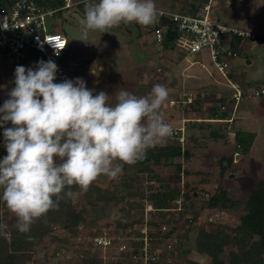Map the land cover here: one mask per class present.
Here are the masks:
<instances>
[{"label":"trees","instance_id":"obj_1","mask_svg":"<svg viewBox=\"0 0 264 264\" xmlns=\"http://www.w3.org/2000/svg\"><path fill=\"white\" fill-rule=\"evenodd\" d=\"M18 1L20 0H0V9L12 8ZM32 1L48 10L60 9L66 4V0ZM212 1L194 0L191 7L180 14L196 16L206 6H210ZM61 16L62 13H59L57 17ZM156 21L162 24L163 19L157 16ZM180 37L181 35L176 36L168 29L165 31L162 46L165 55L170 54L167 60L172 66H178L190 57L186 49L179 45ZM228 37L230 35L224 36ZM238 41L239 37L233 36L234 57L230 59L232 65L240 50ZM247 42L264 44V36L257 34L256 40L247 39ZM75 54L74 49L68 45L62 57L64 64L68 65L67 62ZM229 76L235 79L233 71ZM11 84L14 86V80ZM202 105L201 96H197L191 107L198 106L200 109ZM234 105L232 100L219 99L210 111L209 119H230ZM224 107L227 108L226 111L223 110ZM7 126L11 127V124ZM210 127L208 125V129ZM223 132L213 130L209 139L214 142L225 140L226 135ZM255 139L256 133L239 131L236 152L248 154V146ZM178 149V157L188 155L184 154L187 153L186 150L183 152L181 148ZM170 150V146L164 145L150 148L144 158L133 165L116 161L122 165V172L119 183L113 188H102L99 185L104 175L99 176L86 191L78 185L68 186L66 191H71L73 195L60 199L58 207L50 209L37 219L27 233L18 231L17 217L0 199V223L7 225L6 235H0V264H29L36 254H39L40 261H34L35 263L48 264L49 244L58 243L67 248L71 244L67 236L82 239L85 236L81 234L85 231L90 239L87 244L89 249H76L79 255L82 254L81 264H105L104 258L96 255L94 251L104 253L103 246L97 242L98 238L110 240V245L105 249L110 250L106 253L107 258L112 257V251L117 250L115 246L122 239H130L132 257L108 264H264V181L260 182L257 189L239 200L232 198L223 184L214 194L203 193L198 189L187 190L189 184L183 182V178L189 173L183 169L182 164L169 163ZM6 155L3 129L0 128V159ZM233 161L234 155L222 158L221 177H225L233 166ZM173 166L176 171L167 175L165 169ZM2 192L3 189L0 188V196ZM198 199L205 200L199 207ZM148 205H151L152 211L146 215ZM114 208H118L122 216L116 222L115 230L107 234L106 230L110 227L106 223ZM207 211L210 213L201 221ZM218 214H227L237 219L238 224L231 234L227 224L214 222ZM102 222H105V227L101 225ZM60 231L65 232L62 233L63 237L59 235ZM169 241L174 243H168ZM159 251L161 253L158 254ZM192 253L197 254L199 259H195ZM52 256L56 258L57 251Z\"/></svg>","mask_w":264,"mask_h":264},{"label":"rangeland","instance_id":"obj_2","mask_svg":"<svg viewBox=\"0 0 264 264\" xmlns=\"http://www.w3.org/2000/svg\"><path fill=\"white\" fill-rule=\"evenodd\" d=\"M74 1L79 2V0ZM192 1L194 0H154V3L159 15L160 11L185 13L182 11L190 8ZM98 2L99 0H89L85 6L77 4L70 10H75L85 16L86 8ZM210 8V18L215 23L253 31L258 36H264V0H233V2L232 0H213ZM70 10L62 12V16L56 17L52 24L53 31L65 36L63 28L66 22L78 28L84 35V39L77 42L66 36L69 46L76 53L68 63V79L83 78L89 89H94L96 93L104 91L111 96L109 103L113 105L116 103L114 94L118 89L126 90L136 96H147L154 85H163L169 93L161 108L164 122L171 128L180 126L188 128L185 148L189 154L184 157H178V155L172 162L175 165L182 164L183 169L189 173L183 178V182L189 184L187 190L198 189L203 193L214 194L223 184L229 190L232 198L239 200L242 196L258 188L260 182L264 181V96L257 97L251 88L259 89L261 84L264 86V44L246 43L247 39L239 38L240 41L237 43L240 50L233 59L232 67L235 80L247 87L244 100L234 111L233 122L230 121L231 123L228 124L227 122L210 123V111L219 99L230 100L232 87L227 82V78L218 75L214 66L211 65L208 51L202 53L203 62L208 72H205L200 66L193 67L191 63L195 58L192 56L180 65L172 66L167 60L170 54L167 53L168 56H166L163 46L154 40L153 29L158 23L156 20L147 26L134 23L137 27L131 33L123 29V25L120 24L104 34L99 30L82 28L68 15L64 18L63 16ZM231 39H233V35ZM179 45L184 48V45ZM177 49L180 50L179 47ZM162 54L165 57H162ZM100 64L105 67V71L100 70ZM17 66L21 65H17L12 60L5 61L0 58V106L8 99L7 93L14 87L11 81L15 79L14 73ZM78 66L80 67L77 68ZM194 70L198 71L195 76L192 75ZM197 96H201L203 102L200 109L198 106L192 108L191 104L185 103L186 98L191 97L194 100ZM181 101L183 104L179 103ZM174 102H177L178 105L172 106ZM208 125L211 126L209 129ZM213 130L224 131L226 140L218 142L210 140L209 136ZM231 131H235L237 134L239 131L256 133V139L251 146H248V154L239 151L237 160L233 161V166L223 178L220 173V161L223 157L232 155L235 157L236 152V139L234 140L230 136L229 132ZM246 143L248 144V142ZM162 145L171 147L177 145L180 148L178 142L169 137L156 147ZM183 152L185 151L183 150ZM173 171H176L174 166L165 169L167 175H171ZM120 177V174L116 179L103 176L99 185L102 188H113L115 184L119 183ZM197 202L199 207L205 200L198 199ZM117 209H112L111 217L106 223L110 227L109 230H106L107 234L115 230L116 222L121 219L122 215ZM151 211L152 207L148 205L146 215H149ZM209 213L205 212L201 221H204ZM214 222L227 224L230 234L238 224L236 218L227 214H218ZM104 223L102 222L101 225L105 227ZM62 233L65 232L60 231L59 235L63 237ZM86 234V231L81 234L85 236L82 239L67 236L71 243L67 248H63L58 243L49 244L48 262L47 259L46 262L48 264H81L82 254L79 255L76 249L81 247L84 250L89 249L87 244L90 239ZM129 241L130 239H122L121 243L115 246L117 250L112 251L111 258H107L106 253L110 250H105L107 248L104 246L102 247L104 253H98V250L94 251L96 255L104 258L105 264L115 260H129L132 257V247ZM55 251H57L56 258L52 256ZM192 256L199 259L197 254L192 253ZM37 260L40 261L39 254L33 256L29 264H37L35 263ZM134 261L137 262L135 258ZM40 264L43 263L40 262Z\"/></svg>","mask_w":264,"mask_h":264},{"label":"clouds","instance_id":"obj_3","mask_svg":"<svg viewBox=\"0 0 264 264\" xmlns=\"http://www.w3.org/2000/svg\"><path fill=\"white\" fill-rule=\"evenodd\" d=\"M157 15L154 0H99L86 8L84 26L106 33L122 23L150 25ZM58 71L52 60L17 66L14 87L0 106L7 151L0 159V199L17 217L21 233L29 232L64 196L71 197L68 186L86 191L101 175L116 179L122 165L114 162L133 165L173 134L161 111L169 95L163 85H154L147 96L118 89L113 105L111 96L89 89L83 78L54 82ZM239 154L235 152L234 161ZM6 228L0 223V235H6Z\"/></svg>","mask_w":264,"mask_h":264},{"label":"built area","instance_id":"obj_4","mask_svg":"<svg viewBox=\"0 0 264 264\" xmlns=\"http://www.w3.org/2000/svg\"><path fill=\"white\" fill-rule=\"evenodd\" d=\"M77 2L66 0L60 9H45L32 0H20L12 8L0 9V58L5 61L12 60L17 65L26 68L35 67L40 61H54L59 68L56 83L68 79V66L62 61L69 44L68 38L59 32L53 31L52 24L59 13L72 9ZM210 6H206L198 15H183L180 13L160 11L158 17L163 19L162 24L156 23L153 29L154 40L163 44L165 31L168 29L176 36L181 35L179 43L184 45L186 51L195 58L192 65H199L207 69L203 62L202 53L209 52L211 65L219 75L226 77L232 87L230 100L235 102L233 113L243 101L246 91L239 82L231 81L229 74L232 70L230 59L234 57L231 36L256 40L257 34L235 28L233 26L215 23L210 18ZM74 10H70L63 17H70ZM230 35L228 38L224 36ZM239 47V46H238ZM57 53H59L57 55ZM256 96L264 95V88L254 92ZM185 103L192 104L191 97ZM172 106H177L174 102ZM224 111L227 108H223ZM233 122V117L226 122ZM231 123V122H230ZM169 137L175 139L182 150L186 146L187 127H174ZM186 130V131H185ZM236 138L235 132H229ZM99 245L107 247L110 240L98 238Z\"/></svg>","mask_w":264,"mask_h":264},{"label":"water","instance_id":"obj_5","mask_svg":"<svg viewBox=\"0 0 264 264\" xmlns=\"http://www.w3.org/2000/svg\"><path fill=\"white\" fill-rule=\"evenodd\" d=\"M84 17L83 15H81L78 12H74L70 15V19L74 20L77 22V24H79V26H81L82 28L86 29L84 26ZM124 26H126V28L128 30H131L133 28V26L135 25L134 23L131 25L122 23ZM64 32L66 34L67 37H69L72 41L77 42L80 40L84 39V35L83 32L80 31L78 28H76L75 26L69 24V23H65L64 25ZM170 160L169 163L171 164L174 160L175 157H177L179 155V149L176 147L171 148L170 152Z\"/></svg>","mask_w":264,"mask_h":264},{"label":"crops","instance_id":"obj_6","mask_svg":"<svg viewBox=\"0 0 264 264\" xmlns=\"http://www.w3.org/2000/svg\"><path fill=\"white\" fill-rule=\"evenodd\" d=\"M87 2H89V0H79V2H77V3H79V4H87ZM73 12H76L75 10L73 11ZM136 28V26L134 25L133 26V28L131 29V30H128L127 28H126V26H124L123 25V29H126V31H128L129 33H131V32H133V30ZM251 32V31H250ZM253 32V31H252ZM80 41H82V40H80ZM162 57H164V54H162ZM70 60V59H69ZM163 60V59H162ZM249 61V60H248ZM184 62V61H183ZM69 63V61L67 62V64ZM250 63V62H249ZM68 66V65H67ZM80 66H78V68H79ZM99 68H100V70L103 72V71H105V67L102 65V64H100L99 65ZM194 69V68H193ZM203 70H205V72H208L206 69H203ZM195 72L192 74V75H197L198 73V71H196V70H194ZM232 71H233V69H232ZM93 73H94V71H92ZM193 72V71H192ZM202 73V72H201ZM203 75H205L204 73H202ZM188 76L190 75V73L188 72V74H187ZM219 75V74H218ZM227 138V137H226ZM226 140V139H225ZM220 141H224V140H220ZM187 154H189V152L187 153Z\"/></svg>","mask_w":264,"mask_h":264}]
</instances>
